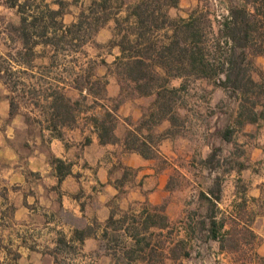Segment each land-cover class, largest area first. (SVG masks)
Listing matches in <instances>:
<instances>
[{"label": "rangeland", "instance_id": "1", "mask_svg": "<svg viewBox=\"0 0 264 264\" xmlns=\"http://www.w3.org/2000/svg\"><path fill=\"white\" fill-rule=\"evenodd\" d=\"M90 1L62 0V23L74 22L82 10L87 13ZM120 1L123 4L121 10L112 14V17L101 26L102 34L98 33L100 27L86 43L76 46V42L73 41L71 45L75 47L68 46L66 50L59 51L57 62L52 65L50 61L53 51L48 47L44 48L43 44H37L31 51H26V45L19 37L17 29L22 15L29 22L36 6L45 5L57 9L59 5L56 0H29L23 14L16 8L8 7L6 0H0V129L7 130L8 133L13 117L26 125L23 129L14 132V138H8L9 146L17 145L22 153L26 154L30 145L28 141L31 142L34 136H40L44 140V128H48L46 126L49 124L46 121L49 112L44 99L46 89L50 85L52 87L59 85L62 88L65 86L64 92L71 100L78 98V92L69 88L66 83H69L75 74L90 62H94L93 72L99 76L104 75L107 80V95L110 97L118 95L111 96L108 90L109 84L115 85L119 93L115 75L108 72V66L110 67L116 56L120 55L117 43L121 39V33L118 34L116 31L114 17L122 18L126 12V5L134 4L138 0H111L108 4L115 6L121 3ZM167 2L159 0L163 9ZM227 3L228 0H178L175 6L167 8V15L170 21H173L187 17L193 9L198 8L207 11L213 19L211 30L216 31L217 23H214V19L219 21L227 15ZM159 6L160 4H153L156 9ZM107 11L115 12V8ZM65 15L67 18H64ZM164 33L165 31L162 30L159 38L167 42ZM167 33V36L170 35L171 29ZM207 37L212 39L210 34ZM262 58L264 56L261 55L254 57L250 70L255 81L264 83ZM110 69L114 70L112 66ZM181 84L185 88L176 93L173 104V111L176 110L178 113L177 126L172 127L168 120H164L168 122L167 127L163 128L159 123L152 129L158 141L155 143V153L151 158L154 157V163L166 169L170 190L169 198L159 206H164L165 213L166 205H179V211L174 210L170 216L172 217L171 237L173 242L181 238L185 240L187 237L184 250L189 253L186 257L168 263L264 264L263 258L252 255L254 247L261 239L260 233L264 231V222L261 220L264 216V151L260 153V157L254 156V145L256 141L259 143L258 138L263 134L264 129L261 124L264 122L259 121L252 130L241 129L235 123L238 98L232 95L230 90L214 85L213 79H201L191 75L184 78L172 77L169 82L171 87H179ZM10 97L16 106L12 116L9 115ZM154 100V94L126 98L116 112L115 133L121 137L127 129L137 125L143 115L148 113ZM83 103L85 105L81 106L83 112L76 113L75 120L69 126H60L62 132L76 124L83 126L85 120L90 122L88 119L90 113L97 111L98 108L84 111L91 103L89 97L82 101ZM122 105L124 110L121 111ZM230 123L234 125V131L228 140H223L222 131ZM122 152L125 150L119 153ZM255 158L258 161L254 160ZM216 175L220 178L221 187L220 192L215 191L220 198L216 202L214 214L217 220L223 219L224 226L221 229L223 235L220 236V247L217 244L210 247L204 243L206 231L195 228V232L189 234L186 227L188 223L197 224L203 217L208 222L210 204L201 193L209 187L217 189L213 184ZM257 188L260 190V196L254 199L250 192ZM233 192L238 193L239 200L231 201ZM0 196L5 197L6 205H12L10 201L13 196L6 187H0ZM115 214L122 215L118 211ZM126 240L130 241L128 238ZM106 244L107 239L101 237L100 247L104 248ZM214 247L225 250L228 256L214 258L211 253ZM2 253L8 257L7 261L2 257ZM15 254V248L8 247L0 237V264H13L16 260ZM133 264L146 263L139 260V263Z\"/></svg>", "mask_w": 264, "mask_h": 264}, {"label": "trees", "instance_id": "2", "mask_svg": "<svg viewBox=\"0 0 264 264\" xmlns=\"http://www.w3.org/2000/svg\"><path fill=\"white\" fill-rule=\"evenodd\" d=\"M110 1L91 0L87 13L82 10L74 22L63 24L62 0H56L59 5L57 9L36 6L30 21L27 22V18L22 15L16 29L26 45V51H31L37 44L50 48L53 51L50 64L53 65L57 62L59 51L66 50L68 46L75 47L71 45L73 41L76 46L86 43L112 14L121 10V1L115 6L108 4ZM166 1L163 9L159 0H138L126 5L124 17H114L116 31L121 33L117 43L120 55L112 62L114 70L111 71V66H108V72L115 75L119 85L116 97L107 95V80L104 75L93 72L94 62L81 68L66 83L78 92V98L71 100L64 92V85L63 88L50 85L46 89L44 99L49 112L46 119L49 124L46 127L54 135L62 136L60 126H69L75 120V114L83 112L82 101L89 97L91 103L84 111L98 108L90 113L88 119L100 143H119L125 152H137L145 158H151L158 141L153 135V127L164 120H168L172 127L177 126L178 113L173 111V104L176 93L185 87L183 84L171 87L170 79L191 75L213 79L214 85L230 90L238 98L235 123L239 127L245 123L264 122V83L255 81L250 70L254 57L264 56V0H228L227 15L219 21L214 19L216 31L211 30L213 19L207 11L198 8L193 9L187 17L170 21L167 8L175 6L178 0ZM6 3L23 14L29 0H6ZM153 4L160 6L156 9ZM112 8H115V12L107 11ZM169 29L171 33L167 36ZM162 30L165 31L167 42L159 38ZM150 94L155 95V100L148 113L143 115L137 125L127 129L121 137L118 136L115 133L116 112L121 103L129 97ZM15 107L10 97V116L15 113ZM233 131L234 125L228 124L221 138L228 140ZM213 184L216 190L209 187L201 193L210 204L208 222L203 217L197 224L188 223L186 228L189 234L199 228L211 238L220 239L223 235V219L217 220L214 214L216 202L220 198L215 191L220 192L221 187L217 175L213 178ZM115 213L113 210L105 220L101 237L107 239L104 249L110 250L118 264H131L139 260L146 264H169V261L189 254L184 250V238L173 242L171 220L164 213L163 205H145L138 213L123 212L119 216ZM17 257L18 253L14 259Z\"/></svg>", "mask_w": 264, "mask_h": 264}, {"label": "crops", "instance_id": "3", "mask_svg": "<svg viewBox=\"0 0 264 264\" xmlns=\"http://www.w3.org/2000/svg\"><path fill=\"white\" fill-rule=\"evenodd\" d=\"M108 90L111 96L118 94L115 85L109 84ZM11 122L8 133L0 129V187L13 196L12 205H6L5 197L0 196V237L18 253L13 263L117 264L110 252L100 247L105 220L113 210L138 213L145 205H159L169 198L166 169L154 163V157L119 153L123 151L119 143H100L87 120L83 126L64 129L61 137L44 128V140L34 136L24 154L7 142L26 125L15 117ZM257 124L245 123L241 129L252 130ZM160 125L165 128L168 122ZM261 127L264 129V123ZM258 142L255 157L264 151V131ZM237 194H231V201L239 200ZM250 194L258 199L259 188ZM174 210L179 211V205L165 206L170 220ZM261 220L264 222V216ZM260 236L252 255L264 259V231ZM205 238L207 246L220 247L219 238ZM219 247H214L212 256H228Z\"/></svg>", "mask_w": 264, "mask_h": 264}]
</instances>
